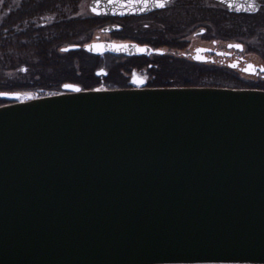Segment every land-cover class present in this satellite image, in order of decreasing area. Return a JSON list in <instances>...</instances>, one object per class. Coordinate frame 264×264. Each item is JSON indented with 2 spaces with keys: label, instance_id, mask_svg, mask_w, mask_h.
Returning a JSON list of instances; mask_svg holds the SVG:
<instances>
[{
  "label": "water",
  "instance_id": "water-1",
  "mask_svg": "<svg viewBox=\"0 0 264 264\" xmlns=\"http://www.w3.org/2000/svg\"><path fill=\"white\" fill-rule=\"evenodd\" d=\"M105 1L89 9L123 10ZM64 85L0 93V264H264V90Z\"/></svg>",
  "mask_w": 264,
  "mask_h": 264
},
{
  "label": "flooded vegetation",
  "instance_id": "flooded-vegetation-1",
  "mask_svg": "<svg viewBox=\"0 0 264 264\" xmlns=\"http://www.w3.org/2000/svg\"><path fill=\"white\" fill-rule=\"evenodd\" d=\"M21 1L0 0V40L3 38L8 50L11 48L12 17L22 12L14 6L23 5ZM55 1L50 3L55 2V7L44 11L42 16L26 18L22 32L33 43L27 44L25 52L50 56L76 54L100 62V66L94 67L93 73L88 76L89 83L85 85L82 80H77L86 76L81 71L74 72L77 76L75 80L65 77L66 80L62 78L47 83L49 87L57 88V93L61 92L59 90L64 84L83 89L86 86H89L87 89L187 87L191 83L182 80L191 77L187 72L195 70L196 74L192 76L202 77L204 68L213 75L220 72L226 77L227 74L231 77L235 74L244 76L248 87L264 90V70H259L264 68V59L260 56L258 61L253 59L248 46L242 43L244 39L252 37L249 32L252 23L250 13L231 12L217 0H165L166 6L163 8L157 7L154 0H147L150 9L136 13L145 0H106L105 4L117 3L123 10L120 13L96 15L89 9L91 0H88L87 13L79 16L76 8L82 0L76 5L66 1L61 4L62 7L58 0ZM25 3H30V0H25ZM260 6L262 8V4ZM60 12L64 19H57ZM49 32L56 34L55 40L44 41L39 37L40 33ZM82 35H87L88 40L78 42V36ZM59 37L64 39L61 44ZM91 43L134 44L146 47L152 53L139 56L104 53L97 56L82 49ZM235 44L241 47H233ZM72 46L79 48L63 50ZM248 64L250 67L247 68ZM241 69H246L248 74ZM6 75L9 81L10 73Z\"/></svg>",
  "mask_w": 264,
  "mask_h": 264
},
{
  "label": "trees",
  "instance_id": "trees-1",
  "mask_svg": "<svg viewBox=\"0 0 264 264\" xmlns=\"http://www.w3.org/2000/svg\"><path fill=\"white\" fill-rule=\"evenodd\" d=\"M52 1L53 0H30V3H25V0H22L21 2L24 3L23 5L14 6V8L21 9L22 12L21 14H14L11 20L12 35L10 50L7 49V46L5 48L3 44L5 41H3V38L0 40V92H23L30 97L41 96L57 89L47 85V83L51 82L48 81V78L55 75L60 77L61 80V78H65V69H67L68 66L72 68L74 65H79V61L77 60V62L74 60L77 59L76 57L66 58L64 55L50 56L39 52H25L27 44L33 43L32 39L30 37L29 39L28 36L22 32V28L26 24V18H28V16L39 17L43 15L44 11L47 12L48 10H52L56 2L54 0V4H50ZM66 1H70L76 5L79 0H58L60 7H62L61 4ZM262 13H264V2L261 10L257 14L251 16L252 23L249 32L252 38L254 37L259 42V45L253 50L264 59V15ZM64 18L65 16L62 12L57 16L59 20ZM53 35L55 36L53 37ZM39 37L43 38L44 41H53L56 39V34H54V32H49L48 34L40 33ZM48 38L50 40H46ZM58 40L59 43H61L64 39L59 37ZM22 67H24L25 71H21ZM7 73H10L9 81H7L5 77ZM206 76L209 77L210 80L203 82L202 85L199 86L245 88L249 85L248 82L238 77L227 78L221 73L214 75L212 73H207ZM87 83H89V80L83 81L84 85ZM189 85H198V83H191ZM2 102L4 101H0V103Z\"/></svg>",
  "mask_w": 264,
  "mask_h": 264
},
{
  "label": "rangeland",
  "instance_id": "rangeland-1",
  "mask_svg": "<svg viewBox=\"0 0 264 264\" xmlns=\"http://www.w3.org/2000/svg\"><path fill=\"white\" fill-rule=\"evenodd\" d=\"M87 3H88V0H82V2H81V4H80V6H78L76 9H77V14L79 15V16H84V14L85 13H87ZM1 5V4H0ZM263 15H264V13H262ZM86 36L87 35H82V36H78V42H83V41H85V40H88V38H86ZM90 40V39H89ZM62 43V42H61ZM60 43V44H61ZM242 43H245L248 47V51L252 54L251 55V57L253 58V59H255V60H257L258 61V56H259V54H257V52L255 51V50H253V49H255V47L257 46V45H259V42L253 37H251V38H248V39H244L243 41H242ZM248 53V52H247ZM66 58H72V57H76L77 59H74L75 61H77L78 63H79V65L82 67H80L76 62V64L77 65H74L72 68L70 67V66H68L67 67V69H65V75L66 76H64V77H66L67 79H72V80H75L76 78H77V76H75V74H74V72H78V71H81L82 73L83 72H85L86 74V76H85V78L83 77V78H81V79H77V80H82V81H86V80H89V78H88V76H90L92 73H93V70L95 69V68H97L98 66H100V62H99V60L98 59H93V58H88V57H86L85 58V56H79V55H76V54H69V56H65ZM95 67V68H94ZM90 68H92L91 70H90ZM218 71V70H217ZM196 71L194 70V71H192V70H190L189 72H187L188 73V77L189 76H191L190 78H188L187 80H185V79H182L183 81H187V82H189V83H192V84H196V83H198V86L199 85H202V83L203 82H205V81H208V80H210L209 79V77H207L206 76V74L207 73H209L210 72V70L209 69H206V68H204L202 71H201V73H202V77H200V76H198L197 78L195 77V76H192V75H194V73H195ZM216 72V71H215ZM190 73H192V74H190ZM220 72H216V74H219ZM49 75H52V74H50V73H48ZM196 74V73H195ZM199 74V73H198ZM222 74V73H221ZM224 74V73H223ZM7 75H5V77H6ZM206 76V77H205ZM226 76V75H225ZM238 77L239 79L240 78H242V79H244L245 77L244 76H241V77H239L238 75H232V77ZM229 77H231V75H228L227 74V78H229ZM57 79H59L60 80V77H58V76H55V75H53V76H51L50 78H48V81H54V80H57ZM62 79V78H61ZM63 80H64V78H63ZM181 81V80H180ZM201 83V84H200ZM89 86H86V87H84V89H87ZM58 91V89H56V90H54L53 92H57ZM25 97H30V96H27V95H24Z\"/></svg>",
  "mask_w": 264,
  "mask_h": 264
},
{
  "label": "snow or ice",
  "instance_id": "snow-or-ice-1",
  "mask_svg": "<svg viewBox=\"0 0 264 264\" xmlns=\"http://www.w3.org/2000/svg\"><path fill=\"white\" fill-rule=\"evenodd\" d=\"M154 3L156 4L157 7H160V8H163V7L166 6L165 0H154ZM145 6H147V0H145ZM96 47L99 48L100 46L97 45ZM113 47H116V46H113ZM121 47H126V46H121ZM234 47H240V45H234ZM140 51L144 52L145 49L141 48ZM197 59H199V57H197ZM64 87L69 89V90H71V91H73V92H80L81 91V89L79 87H75V86H73L71 84H65ZM97 91H99V89H97ZM3 95H8V94L4 93ZM15 98L19 99L20 96L16 95Z\"/></svg>",
  "mask_w": 264,
  "mask_h": 264
}]
</instances>
